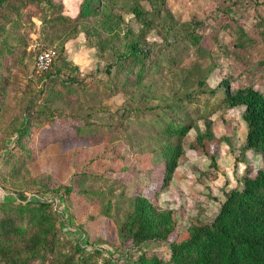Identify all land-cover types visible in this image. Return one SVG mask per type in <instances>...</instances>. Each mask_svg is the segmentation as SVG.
Masks as SVG:
<instances>
[{
	"label": "trees",
	"instance_id": "1",
	"mask_svg": "<svg viewBox=\"0 0 264 264\" xmlns=\"http://www.w3.org/2000/svg\"><path fill=\"white\" fill-rule=\"evenodd\" d=\"M142 1L148 3L151 11L145 9ZM29 6L34 8L33 13L27 10ZM161 6H164L163 0H80L78 12L72 18L64 14L62 0H0V93L9 76L2 75L3 71L8 73L14 66L27 69L30 74L35 72L36 84L42 86L40 92L45 97L40 106L33 103L32 97H24L21 121L17 126L12 125L13 132L0 147V264H29L32 259L47 255L49 264H89L91 258H74L75 254L86 250L101 256V264H264L263 93L251 87L231 90L225 78L219 83V88L223 89L222 102L229 111L238 110L246 126L240 155L251 151L261 158L262 166L256 174L250 176L245 167L240 185L224 192V201L209 223L188 219L186 229L181 231L178 213L158 206V196L169 187L176 169L188 154L183 143L189 133L195 132L189 152L211 161L216 160L220 144L210 119L203 121V130L191 121L183 106L184 101L191 98V92L181 87L183 83L177 89H168L161 87L154 77L161 62L151 57L147 36L155 30L168 42V36L175 32V21L166 8L165 17L160 19L165 32L159 30L156 15L159 18ZM121 10L132 15L137 32L125 21ZM32 18L39 23L38 40L55 51L48 69L38 73L35 57L32 65L22 63L20 56L15 57L18 50L28 46V37L35 27ZM82 33L86 45L94 48L105 61V74L111 79L106 86L109 93L123 97V112L126 115L161 112L156 119L161 120L160 129L155 134L147 131L142 134L128 128L122 137L125 146L116 143L112 154L92 153L91 164L95 160H107L106 169L111 172L114 164L123 161L119 153L121 147L125 152H135L137 147L140 165L149 175L147 188L138 192L128 191L127 180L121 183L120 193L100 211V216L110 219L116 241L123 244L125 252H140L136 258L126 254L122 261L111 257L115 249L107 248L106 245L113 246L109 240L93 238L90 243L72 246L63 238V228L78 232L83 238L86 218L92 219V216L87 213L86 218L79 221L77 214L81 205L72 194L74 186L58 182L57 177H45V171L51 173L54 169L44 168L41 163L43 157L54 162L62 157L68 160L67 165L71 164L69 172L75 173V154L80 156L83 152L85 156V147L91 142V137L82 135L79 104L65 99L77 80L71 75L77 68L63 58L65 46ZM190 39L198 44L201 36ZM112 69L115 70L113 76ZM197 85L203 87L204 80L199 79ZM58 87L66 93L62 95ZM204 92L214 94L210 89ZM58 114L66 118L63 132L57 129ZM32 115L35 119L30 120ZM227 139L222 137L223 141ZM57 145L59 151L55 153ZM39 149L42 151L37 152ZM26 160L30 165L25 166ZM35 160L39 166L35 165ZM81 171L82 168L77 174ZM73 179L74 176L69 181ZM5 196L13 200L5 201ZM183 215L184 212L180 218H185ZM68 218L78 223L69 225ZM149 242L167 244L170 257L163 259L155 253H146L143 246ZM69 248L73 252L68 253ZM103 252L109 255L102 256Z\"/></svg>",
	"mask_w": 264,
	"mask_h": 264
},
{
	"label": "rangeland",
	"instance_id": "2",
	"mask_svg": "<svg viewBox=\"0 0 264 264\" xmlns=\"http://www.w3.org/2000/svg\"><path fill=\"white\" fill-rule=\"evenodd\" d=\"M163 1L164 6L160 7L159 18L156 15L158 28L165 32L163 30L165 26L161 24L160 19L165 17L166 8L175 21V32L168 36V42H164L155 30L147 36L152 49L151 57L161 62V68L154 77L162 85L161 87L168 89H177L183 83L181 87L191 92V98L183 103L191 121L203 130V121L210 119L216 140L220 143L219 150L217 154L215 153V161L198 153H190L189 143L195 136V132L191 131L183 143L184 151L188 152L186 158L176 169L169 187L162 190L158 196L160 208L174 209L179 214H177L178 223L181 231H184L188 219H197L203 223L211 222L224 201V192L240 185V179L246 171L245 167L249 170V175L254 176L262 166L259 155L251 151L245 156L240 155L246 126L240 118V112L228 111L222 102L223 89L219 88V83L225 78L231 90L237 87H251L264 94V0ZM62 3L64 14L74 18L80 0H62ZM141 4L146 10L151 11L148 3L142 1ZM27 10L34 12L32 6ZM121 14L129 26L137 32L138 28L132 15L122 10ZM31 21L35 27L28 37V46L25 50H18L19 53L15 56H20L23 59L22 63L28 65L33 64L36 53L34 46L41 43L36 33L39 23L36 18H32ZM173 35L176 36L175 39ZM191 36H201L200 43H193ZM65 47L63 58L77 68L76 72L71 73L77 79L76 85L70 86V93L65 99L70 103L75 101L79 104L81 110L78 116L83 127L82 135L91 137V142L85 147V156L83 152L80 156L75 154L77 159L74 165L77 170L75 173L69 172L71 164L67 165L68 160L62 157L55 162L51 158L43 157L41 163L44 168L54 169L51 173L45 171V177L50 179L57 177L58 182L71 183L74 186L72 194L81 205L77 214L79 221L85 219L87 213L91 214L92 219L86 218V225L83 224L86 226V233H82L83 238L78 232H70L65 228H63V238L72 246L90 243L89 240L93 238L106 239L113 245H106L107 248L115 249V251L111 250V257L116 261H122L126 254L136 258L140 252H125L123 244L116 241L114 229L110 227V219L100 216V211L107 201H112L114 195L120 193L119 185L126 180L129 182L130 192L147 188L149 175L147 169L140 165L138 148H135V152H125V148L121 147L119 153L123 161L114 164L111 172H107V160H95L91 164V158L92 153L96 151L112 154L116 143L125 146L126 142L122 137L128 128L138 130L142 134L147 132L151 135L155 134L160 129L161 120L156 119L161 112L156 110L145 112L144 115L137 113L126 115L123 112V97L109 93L106 86L111 79L105 74V61L97 55L94 48L86 45L84 34L78 35ZM12 60H8V63ZM114 71L112 69V76ZM66 73L68 74V71ZM2 75L9 76H6L7 84L0 93V147L4 145V140L9 138V133L13 132L12 125L17 126L21 121L19 116H21L24 97H32L33 103L38 106L44 103L45 99L40 92L42 86L36 84L35 72L30 74L27 69L22 70L12 66L10 72L3 71ZM199 79L204 80L203 87H198ZM205 89L213 90L214 94L205 93ZM58 90L62 95L66 93L60 87ZM146 104L150 105L148 101ZM34 117L35 115H32L30 120L35 119ZM57 119L59 121L57 129L63 132V119L66 118L58 114ZM222 137H227V141H223ZM8 148H11V145ZM54 149L55 153H58V145ZM41 151V149L37 150V152ZM38 163L35 160L36 166H39ZM26 165H30L28 160L25 161ZM80 168L82 171L77 174ZM122 168L126 171L121 172ZM73 176L74 179L69 181ZM109 189L113 191L109 192ZM3 198L5 201L13 200L7 196ZM112 212L111 209L110 213ZM183 212L185 218H180ZM66 223L74 225L78 222L68 218ZM143 250L146 253H155L163 259L170 257L168 245L164 243L149 242L144 244ZM67 252L71 253L73 250L69 248ZM87 252L88 250L75 254V260L83 256L91 258L89 264L102 263L101 256ZM107 255L109 254L105 252L102 254L105 257ZM29 264H49V257L48 255L36 257Z\"/></svg>",
	"mask_w": 264,
	"mask_h": 264
},
{
	"label": "built area",
	"instance_id": "3",
	"mask_svg": "<svg viewBox=\"0 0 264 264\" xmlns=\"http://www.w3.org/2000/svg\"><path fill=\"white\" fill-rule=\"evenodd\" d=\"M35 53V69L36 72H42L48 69L55 58V51L45 47L41 43L34 46Z\"/></svg>",
	"mask_w": 264,
	"mask_h": 264
},
{
	"label": "clouds",
	"instance_id": "4",
	"mask_svg": "<svg viewBox=\"0 0 264 264\" xmlns=\"http://www.w3.org/2000/svg\"><path fill=\"white\" fill-rule=\"evenodd\" d=\"M229 111V110H228Z\"/></svg>",
	"mask_w": 264,
	"mask_h": 264
}]
</instances>
